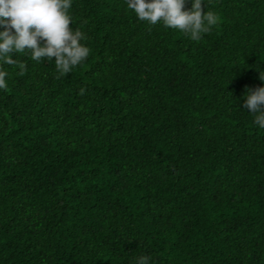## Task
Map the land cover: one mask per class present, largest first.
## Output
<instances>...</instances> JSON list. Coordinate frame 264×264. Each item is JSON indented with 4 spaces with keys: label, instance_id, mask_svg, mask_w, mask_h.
Listing matches in <instances>:
<instances>
[{
    "label": "trees",
    "instance_id": "1",
    "mask_svg": "<svg viewBox=\"0 0 264 264\" xmlns=\"http://www.w3.org/2000/svg\"><path fill=\"white\" fill-rule=\"evenodd\" d=\"M201 7L218 22L193 41L72 0L80 65L0 62V264H264V129L243 106L264 0Z\"/></svg>",
    "mask_w": 264,
    "mask_h": 264
},
{
    "label": "clouds",
    "instance_id": "2",
    "mask_svg": "<svg viewBox=\"0 0 264 264\" xmlns=\"http://www.w3.org/2000/svg\"><path fill=\"white\" fill-rule=\"evenodd\" d=\"M138 20L149 25L162 24L198 41L218 22L213 11H202L205 0H126ZM72 0H0V62L14 64L13 54L28 53L37 63L53 61L61 74L69 73L89 55L82 43L83 33L69 25ZM54 58V59H53ZM17 67L25 68L23 63ZM7 72L0 70V89L6 88ZM258 79L264 82L260 73ZM244 108L252 114L253 124L264 129V86L246 89ZM135 264H151L147 255H139Z\"/></svg>",
    "mask_w": 264,
    "mask_h": 264
}]
</instances>
